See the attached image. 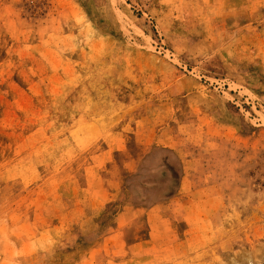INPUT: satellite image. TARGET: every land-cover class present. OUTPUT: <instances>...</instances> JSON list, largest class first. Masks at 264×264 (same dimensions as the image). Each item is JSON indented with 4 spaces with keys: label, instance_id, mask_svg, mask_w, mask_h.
I'll use <instances>...</instances> for the list:
<instances>
[{
    "label": "rangeland",
    "instance_id": "374dc122",
    "mask_svg": "<svg viewBox=\"0 0 264 264\" xmlns=\"http://www.w3.org/2000/svg\"><path fill=\"white\" fill-rule=\"evenodd\" d=\"M0 264H264V0H0Z\"/></svg>",
    "mask_w": 264,
    "mask_h": 264
},
{
    "label": "water",
    "instance_id": "95a60500",
    "mask_svg": "<svg viewBox=\"0 0 264 264\" xmlns=\"http://www.w3.org/2000/svg\"><path fill=\"white\" fill-rule=\"evenodd\" d=\"M171 190H172V189H171ZM171 190L168 191L165 195H170V194L172 193V191H173V190H172V191H171ZM165 195H164V196H165Z\"/></svg>",
    "mask_w": 264,
    "mask_h": 264
},
{
    "label": "bare ground",
    "instance_id": "6f19581e",
    "mask_svg": "<svg viewBox=\"0 0 264 264\" xmlns=\"http://www.w3.org/2000/svg\"><path fill=\"white\" fill-rule=\"evenodd\" d=\"M80 116H81V115H80ZM88 129H89V128H88ZM60 132H61V131H60ZM61 149H62V148H61ZM154 162H155V161H154ZM155 163H156V162H155ZM171 181H172V179H171ZM171 181H170V182H171ZM186 185H187V184H186ZM165 192H166V191H165ZM164 195H165V194H164Z\"/></svg>",
    "mask_w": 264,
    "mask_h": 264
}]
</instances>
